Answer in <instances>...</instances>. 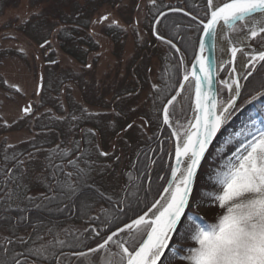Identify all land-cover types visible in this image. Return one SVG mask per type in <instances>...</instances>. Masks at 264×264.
I'll use <instances>...</instances> for the list:
<instances>
[{"label": "rangeland", "instance_id": "rangeland-1", "mask_svg": "<svg viewBox=\"0 0 264 264\" xmlns=\"http://www.w3.org/2000/svg\"><path fill=\"white\" fill-rule=\"evenodd\" d=\"M14 1L16 0H0V10ZM24 1V3L22 2L24 8H20V10L29 12L28 0ZM42 1L44 0H30L31 5L35 6L36 4L38 6V10ZM104 2V0H83L84 5L80 9L79 2L70 4L69 0H61V2L56 3H61V7H63L61 9L63 11L62 15L51 17L53 19L66 17L71 21L74 18H77L78 21H89L92 17L97 18L100 13L103 14L106 7L112 6L117 18L128 24L133 21L138 4L137 0H113V3L112 0H107L109 5L102 6ZM36 7L31 10L34 16L26 22L23 28L28 39L27 41L24 39L23 42L24 45L32 43L41 46L43 44L44 47L41 48V52H44L48 47V43L44 44V42L47 36L53 33L54 29L52 28L51 17L47 13L48 10L44 12H42V9L37 11ZM97 8L98 10L95 12ZM137 23L139 29L135 39L138 38L139 43L133 44L134 36L128 34L127 39H131V43L123 44L119 57L110 56L104 68L98 66L96 61H93V65L90 64L92 67L89 68L83 65H73L67 58L57 59L49 56L45 58L44 62L46 63L40 65L29 51H25L22 62L19 63L17 58L6 59L4 54L0 52V153L6 151L4 153L7 155L20 156L24 154L21 158L23 159L28 154H25L26 152L32 151V155L24 158L23 164L19 165L16 179L14 178L15 185L20 187L17 191L19 197L14 198L12 201L14 206L21 204L22 196L25 194L34 200L36 196L44 193L46 184L51 183L50 176L54 173V171H48L49 167L53 168L54 166L53 162L47 163L49 154L55 149L57 150L59 146L79 141L82 134L80 135L77 131L85 126L89 127L90 130L94 128L96 130L94 138L93 134L91 136V143L97 148L101 147L100 151L109 153V156L103 159V162H107L105 173L97 177L98 174L94 172L92 182L100 187L108 197L115 199L119 196L126 183L125 176L128 175L127 163L137 149L144 144L148 135L144 116L152 110V106L146 100V96L149 94V79L158 67H161L163 57V47L154 43L153 39H158L154 35L151 36L141 16L137 17ZM240 35L243 37L240 38L241 43H250L258 48L264 47V40L248 41V39H244L243 34ZM236 36L238 35L233 34L232 37L236 39ZM218 40V46H220V35ZM99 43L101 44V42ZM109 47L114 49V46L110 43ZM226 48L225 46L224 53L219 49V53H222L220 55L222 60H225L228 56ZM244 60L247 61V58ZM189 64L185 62L182 66L180 80L184 74L183 67L188 68ZM243 68V71H239L237 77L242 88L246 80L244 77L247 76L249 71L253 72L251 68L244 66ZM4 69L7 73L2 72ZM225 69L219 72L218 81L228 77V64L225 65ZM1 73L21 84L22 90L18 94L6 93L3 88ZM217 86L219 90L218 99L226 103L230 94L229 90L219 83H217ZM119 95L126 96V99L116 103L114 108L104 100ZM87 103L91 105H86ZM94 104L97 107H94ZM29 105L32 111L26 115L22 109ZM239 105L240 99H237L235 107L237 108ZM111 110L114 112H111ZM170 111L172 110L170 109ZM245 112L244 117L237 118L236 123L233 125L234 128L230 133H227L228 136L224 139L220 138L210 147L201 164L196 182V203H199L200 206L197 208L194 204L192 208L188 209V213L195 212L199 217H202L201 222L213 223L216 216L222 214V210L211 199L205 198L202 202L200 201V197L204 192L216 190L209 180L210 175L222 163V160L230 156L244 141L245 138L237 136L236 133L245 129L246 125L250 126L253 120L257 122V126L264 120L263 106H258L255 110L254 108H248ZM191 116V100L185 101L183 96L178 97V103L172 114L173 125L175 126L177 120L180 123H186ZM73 117H76V119H73ZM138 117L140 120L137 119ZM160 119L163 123V108ZM84 123L85 125H82ZM129 124L132 125L131 128H128ZM165 126L171 135L172 129L167 125ZM74 127H77V130ZM171 145L173 157L175 140L172 135ZM114 158H116L114 169L107 168L109 161H114ZM153 180L152 183H155ZM163 187L164 185L158 193L162 191ZM158 193L151 200L148 207L158 198ZM103 209V205L95 206L90 216L95 219L98 218ZM103 228L99 223L90 220L71 221L59 224L54 228L47 227L37 235L32 234L30 230L20 231L14 240L21 249L19 252L24 255L21 261L24 260V257H27V264H32L34 260L37 264H56V260L53 258L42 259L30 254L35 247L49 245V242H51L49 251L60 256L62 264H89L88 260L72 256L71 253L74 251H87L85 245L95 247L96 243L100 241L95 239L97 236L92 230L95 229L101 233ZM123 235L126 236V234ZM187 237L188 233L183 228L179 229L178 233L174 235L170 242V248L166 253L165 264H185L180 258L185 254L184 251H177V249H181L182 246H194L193 242L189 241ZM9 238L6 229L0 230V244H3L5 248L8 246L7 241H9ZM21 240L25 243H21ZM58 240L64 241V244H57L56 241ZM81 241H84V243H81ZM77 245L79 246L77 247ZM113 250H115L114 247ZM102 257L103 253L93 255L91 264H101ZM52 259L53 261L49 263Z\"/></svg>", "mask_w": 264, "mask_h": 264}, {"label": "snow or ice", "instance_id": "snow-or-ice-1", "mask_svg": "<svg viewBox=\"0 0 264 264\" xmlns=\"http://www.w3.org/2000/svg\"><path fill=\"white\" fill-rule=\"evenodd\" d=\"M152 3H155V0H152ZM170 11L184 10L172 8ZM159 15L165 16V13L161 12ZM109 19L110 15L104 14L92 23L100 24ZM192 19L198 18L193 16ZM159 22L157 17V23ZM111 24L120 26L116 20H112ZM201 26L202 33L198 37L190 38V44L186 43V49L191 48L195 57L192 70L183 67L184 74L183 79L178 81L179 87L172 88L176 94L163 105V124L172 129L171 135L175 140V163L170 166L171 179L163 187V191L158 193L159 198L147 207V211L137 214L130 222L124 223L123 227H116L115 231L109 229L110 234L106 236L93 229L100 242H97L95 247L85 245L87 251H74L72 256L84 258L89 264L92 256L97 253H103L101 264H165L170 242L179 229L183 228L188 233L187 239L194 245L177 249L184 251L185 254L180 258L185 264H264V120L259 126L253 120L250 126H245L246 130L242 129L236 133L237 136H243L244 141L230 156L224 158L210 175L209 180L216 190L204 192L200 197L201 202L205 198L211 199L222 210V214L216 216L215 222L208 223L201 222L203 218L197 213L187 212L194 204L197 208L200 206L196 203V182L201 162L217 133L237 111L235 104L242 88L235 75L238 53L247 58L244 67L256 70L259 65L260 69H264V50H245L244 47H238L232 39L233 34H243L244 39L264 40V0H206L203 18L197 23L198 29ZM218 28L220 39L227 42V51L230 53V60L219 63L218 67L223 71L226 70L225 64L232 65L227 70L234 74L218 81L233 93L226 103L218 99L214 87L217 83L214 76L217 70L215 52ZM153 35L177 53L181 52L171 39H165L159 34L155 25ZM47 43L48 41L44 42ZM247 47L251 48L250 45ZM184 64L185 56L181 54L180 65ZM87 67L91 68L92 65ZM252 74L249 71L244 78L247 79ZM153 88L157 86L153 85ZM260 95L264 93H257V96ZM181 96L185 101L191 100L192 116L186 123L177 120L174 126L172 114L178 97ZM256 98L253 96L252 100ZM22 111L27 115L32 108L29 105ZM131 127L129 124L128 128ZM67 154L65 150L56 153L61 156ZM100 155L107 157L109 153L100 152ZM69 164L76 166L71 160ZM78 173L81 180H85V170L78 169ZM67 175L70 177L73 173ZM62 187L73 196L78 192L80 195H86L74 184L65 183ZM84 187L89 188L91 185L85 183ZM96 191L99 195H104L99 189ZM14 196L15 192L9 191L4 198H0L7 204L5 211L12 206L10 201ZM20 242L25 243L23 240ZM56 243L63 245L64 241L58 240ZM50 245L51 242L49 245L35 247L30 254L42 259L54 258L56 264H62L60 256L49 251ZM0 264H27V257H24L23 261L0 258ZM32 264L37 262L34 260Z\"/></svg>", "mask_w": 264, "mask_h": 264}, {"label": "trees", "instance_id": "trees-1", "mask_svg": "<svg viewBox=\"0 0 264 264\" xmlns=\"http://www.w3.org/2000/svg\"><path fill=\"white\" fill-rule=\"evenodd\" d=\"M104 1L102 6H108L107 0ZM22 2L25 1L16 0L0 10V52L4 54L6 59L17 58L20 63L25 51H29L40 65L46 63L44 62L45 58L49 56L57 59L67 58L73 65H83L85 67L90 64L93 65L92 62L96 61L101 68L105 67L110 56L119 57L123 44L131 43V39H127L130 34L134 36L133 44L139 43V39H135L139 29L137 17L141 16V19L143 18L144 24H146V28L152 36L151 29L154 20L161 12L172 8L171 6L183 9L190 13L192 17L196 16L197 20L203 18L206 6V0H155V3H152V0H137L135 19L133 18V21L129 24L116 17L112 6L106 7L103 14L100 13V15L109 14L110 19L108 21L93 24L92 21L100 15L97 18L92 17L89 21H78L77 18L71 21L66 17L53 19L51 16L55 17L63 13L61 3H56L61 2V0H44L39 4V10L36 4L35 6L31 5L30 0H28L29 12L20 10V8H24ZM69 2H71L70 4L79 2L80 9L84 5L83 0H69ZM35 7L37 11H41V9L42 12L48 10L47 13L51 17L52 28L54 29L53 33L47 36L48 47L44 52H41L42 47L40 45L32 43L24 45L23 42L24 39L28 40L23 28L26 22L34 16L31 10ZM112 20H116L120 26L112 25ZM58 29L61 30L58 31ZM156 29L165 39H171L181 49V52L177 53L169 45L153 39L154 43L163 47V57L161 59L162 64L160 63L161 67L159 66L149 79V94L146 96V100L152 106V110L144 116L148 135L144 144L137 149L127 163L128 175L125 176L126 183L119 196L115 199H109L100 187L92 182L94 172L98 174L97 177L101 176L105 173L107 165V162H103L105 156L100 155V152H102L100 151L101 147L97 148L91 143L92 134L93 138L96 135L95 128L93 130L86 126L83 129L79 128L77 132L80 135L82 134V137L79 136L81 140L79 139L73 144L59 146L57 150L52 151L47 158V163L53 162L54 164L53 168H48L49 172L54 171L50 176L51 183H47L44 193L36 196L34 200H29L28 197L30 196L27 194L22 196L23 199L20 198L22 199L21 204L17 206H14L12 201L14 198L19 197L17 191L20 187L15 185L14 178L16 179V173L25 161L24 158H27L28 155L31 156L32 151L26 152L25 154H28L23 159L21 158L24 154L18 156L7 155L4 153L6 151L0 153V198H4L9 191L15 192V196L10 201L12 206L8 208V211L4 210L7 207L4 199H0V230L6 229L10 237L9 241H11V243L7 241V253H5V246L0 244V258L23 259L24 255L19 252L21 249L14 240L20 231L30 230L32 234L37 235L47 227L54 228L59 224L71 221L90 220L103 226L101 235H107L110 233L109 229L113 231L116 227H120L134 219L137 214H142L143 211L147 210L146 208L151 200L165 185L171 166L172 145L170 132L161 122L160 113L163 105L175 92L172 88H177L179 84L178 81L182 72L181 54H184L186 64H189L192 57V49H186V43L190 44V38L199 36L200 28H197V23L193 19L180 13H170L160 18ZM109 43L114 46V49L109 47ZM4 71L6 72V69L2 72ZM252 73L244 82L238 98L240 99V105L236 108L237 111L218 132L212 145L220 138L224 139L228 136L227 133H230L234 128L233 125L236 123L237 118L245 116L246 109L254 108L255 110L258 106L264 107V95L257 96V93H264V69H260L257 65V69L253 70ZM1 75L6 93L18 94L22 90L21 84L2 73ZM12 85L16 87H12ZM153 85H156L157 88H153ZM166 85H169V87H166ZM17 88L19 91H17ZM253 96L257 98L252 100ZM125 97L119 95L104 100L114 108L115 104L125 100ZM86 105L91 104L87 103ZM94 107H97V105L94 104ZM111 112L114 111L111 110ZM137 119L140 120L139 117ZM85 123L82 125H85ZM76 128L74 127V129ZM60 150H65L68 154L66 156L56 155ZM69 160L74 161L76 166L69 164ZM109 162L107 168L114 169L116 158H114V161ZM9 169H11V172H9ZM78 169H83L87 173L85 180H81ZM67 173H73V175L69 177ZM8 177L14 178L8 179ZM152 179L155 183H152ZM65 183L78 186L80 191L86 193V195H80L79 192L75 196L71 195L63 189L62 185ZM85 183L91 185V187H84ZM97 189L104 195H99ZM97 205H103L104 209L100 216L95 219L90 214ZM116 217L120 219H116ZM95 239L98 240L99 238L96 237Z\"/></svg>", "mask_w": 264, "mask_h": 264}, {"label": "water", "instance_id": "water-1", "mask_svg": "<svg viewBox=\"0 0 264 264\" xmlns=\"http://www.w3.org/2000/svg\"><path fill=\"white\" fill-rule=\"evenodd\" d=\"M175 8V7H174ZM170 9H172V8H170ZM170 9H167V10H165V11H163V13H165V15L166 14H170V13H180V14H182V15H185V13H187L186 11H183V12H173V11H170ZM185 16H187V17H189V18H191L192 19V16L191 15H185ZM157 17H159V20H160V18L162 17V16H160V15H158ZM157 17H156V19H155V21H154V23H153V26L155 25V27H156V25H157ZM196 23H198V20H194ZM153 26H152V34H153ZM218 30H219V28H218ZM217 30V31H218ZM202 33V26L200 27V33H199V35ZM156 37V36H155ZM198 43V42H197ZM248 45H250V44H239V45H237L238 47H244L245 48V50H264V47L263 48H258V47H255V46H252V45H250L251 46V48H248L247 46ZM227 49H228V46H227ZM228 52V51H227ZM215 55H216V53H215ZM228 55H229V60H230V53H228ZM194 55H192V58H191V61H190V64H189V66H188V69L189 70H192V61L194 60ZM232 67V65H229L228 64V69H230ZM229 71V70H228ZM230 72V71H229ZM183 79V76H182V78H181V80ZM214 79L217 81V83H218V74H217V70H216V73H215V76H214ZM217 83L214 85V87H215V89H216V91H217ZM178 87H179V85H178ZM176 94V93H175ZM174 94V95H175ZM192 96H193V99H194V92L192 93ZM237 99H238V97H237ZM218 134V133H217ZM217 137V136H216ZM216 137L214 138V140L216 139ZM214 140H213V142H214ZM204 160V159H203ZM203 160H202V162H203ZM202 162H201V164H202ZM175 163V153H174V155H173V157H172V162H171V165L172 164H174ZM201 167V166H200ZM200 169V168H199ZM199 169H198V172H199ZM169 179H171V167H170V170H169V173H168V177H167V180H166V183H165V185L164 186H166V184H167V182H168V180ZM162 191H163V189H162ZM161 191V192H162ZM159 198V197H158ZM145 211H147V210H145ZM187 212H188V209H187ZM130 222V221H129ZM128 223V222H127ZM120 227H123V225L122 226H120ZM116 230V229H115ZM114 230V231H115Z\"/></svg>", "mask_w": 264, "mask_h": 264}, {"label": "bare ground", "instance_id": "bare-ground-1", "mask_svg": "<svg viewBox=\"0 0 264 264\" xmlns=\"http://www.w3.org/2000/svg\"><path fill=\"white\" fill-rule=\"evenodd\" d=\"M219 35H220V29L218 30V36H217V41H216V61H217V74H219V72L221 71L220 69H219V67H218V65H219V63H221V62H223V61H228L229 60V55L227 56V58L225 59V60H222V57L220 56V55H222V53H224V47L226 46H228V44H227V42L225 41L224 42V40H222V39H220V46H218V37H219ZM240 38H243L241 35H238V36H236V39L234 38V37H232V39L237 43V45H239V44H243V43H241V41H240ZM240 41V42H239ZM219 49H223V51H222V53L220 54L219 53ZM226 50H227V48H226ZM246 57H244L242 54H240V53H238V56H237V60H236V63H235V67H236V73H235V75L238 77V75H239V71H243V66H244V64L245 63H247V61H245L244 59H245ZM226 65V64H225ZM234 74L233 73H231V71L229 72V74H228V77L227 78H229V77H232ZM233 93H230L229 94V97H228V99L230 98V96L232 95ZM228 101V100H227ZM226 101V102H227ZM213 144V143H212ZM212 146V145H211ZM210 146V147H211ZM207 154V153H206Z\"/></svg>", "mask_w": 264, "mask_h": 264}, {"label": "flooded vegetation", "instance_id": "flooded-vegetation-1", "mask_svg": "<svg viewBox=\"0 0 264 264\" xmlns=\"http://www.w3.org/2000/svg\"><path fill=\"white\" fill-rule=\"evenodd\" d=\"M249 40H251V39H248V41H249ZM247 44H250V43H247ZM250 45H252V44H250ZM252 46H255V45H252ZM255 47H257V46H255Z\"/></svg>", "mask_w": 264, "mask_h": 264}]
</instances>
